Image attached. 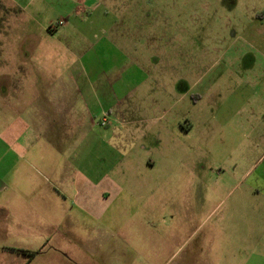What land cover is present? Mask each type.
<instances>
[{
    "label": "rangeland",
    "instance_id": "1",
    "mask_svg": "<svg viewBox=\"0 0 264 264\" xmlns=\"http://www.w3.org/2000/svg\"><path fill=\"white\" fill-rule=\"evenodd\" d=\"M27 15V28L54 31L39 50L53 62L72 42L63 31L104 30L80 52L99 66L91 80L105 95L93 108L72 92L58 124L80 130L67 155L95 128L97 149L73 152L69 172L121 179L128 212L116 224L129 222L142 244L154 237V264H264V0H52ZM37 67L52 94L66 78L76 91L68 68ZM206 192L212 213L179 214L183 195ZM160 236L169 243L156 263Z\"/></svg>",
    "mask_w": 264,
    "mask_h": 264
},
{
    "label": "crops",
    "instance_id": "2",
    "mask_svg": "<svg viewBox=\"0 0 264 264\" xmlns=\"http://www.w3.org/2000/svg\"><path fill=\"white\" fill-rule=\"evenodd\" d=\"M44 4L52 0H0V264H154V237L148 236L142 244L129 222L116 224V215L128 212L122 207L121 179L104 175L90 179L82 170L72 177L69 172L73 152H90L89 137L95 128L84 130L81 143L70 144L73 150L67 155L68 138L80 130L58 124V114L73 111L72 92L93 108L105 95L104 84L91 80L99 66L84 49L80 52L89 35L98 39L104 30L63 31L62 39L72 42L65 43L66 54L53 62V55L39 50L46 43L51 46L47 38L54 31L37 32L26 25L27 9ZM38 64L68 68L70 75H77L76 91L66 78L52 94L44 87L48 82L36 80ZM215 201L216 194L210 192L183 195L177 211L195 216L204 206L206 213H212ZM231 205L230 216L237 207ZM216 231H209L208 246L214 245ZM226 236L230 241L233 230H226ZM159 240L162 251L156 263L163 257L164 242L165 247L169 243L163 236Z\"/></svg>",
    "mask_w": 264,
    "mask_h": 264
},
{
    "label": "built area",
    "instance_id": "3",
    "mask_svg": "<svg viewBox=\"0 0 264 264\" xmlns=\"http://www.w3.org/2000/svg\"><path fill=\"white\" fill-rule=\"evenodd\" d=\"M106 124H107V121H106V119H102L101 121H100V125L101 126H106Z\"/></svg>",
    "mask_w": 264,
    "mask_h": 264
}]
</instances>
